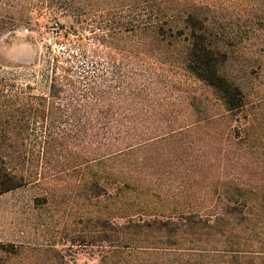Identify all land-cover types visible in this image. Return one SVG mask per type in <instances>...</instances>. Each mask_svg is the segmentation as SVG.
<instances>
[{"label":"trees","instance_id":"obj_1","mask_svg":"<svg viewBox=\"0 0 264 264\" xmlns=\"http://www.w3.org/2000/svg\"><path fill=\"white\" fill-rule=\"evenodd\" d=\"M125 1L1 6L22 20L3 22L0 36L46 19L60 48L46 45L27 66L0 64V195L76 177L97 223L83 239L101 248L102 264H264V138L253 120L235 121L248 102L222 71L225 40L252 32L189 12L187 33L175 0ZM244 1L246 21L264 30V0ZM95 2L117 6L100 12ZM243 54L263 66L264 45ZM61 153L63 170L50 168ZM62 252L0 242V264H64Z\"/></svg>","mask_w":264,"mask_h":264},{"label":"rangeland","instance_id":"obj_2","mask_svg":"<svg viewBox=\"0 0 264 264\" xmlns=\"http://www.w3.org/2000/svg\"><path fill=\"white\" fill-rule=\"evenodd\" d=\"M65 1L73 0H0V26L3 22L22 20L19 14L8 15L1 11V6L21 5L33 6L36 4H46L57 6ZM78 3H86V0H74ZM90 1V0H87ZM131 2L125 1L121 6L124 9L131 6ZM96 10L104 12L108 6H117L107 2H95ZM8 8V6H4ZM3 7V8H4ZM252 4L244 0H175L171 4V13L175 16L176 27L184 29L188 33L183 19L189 12L195 13L199 18L204 19L212 28L223 27L224 29L244 30L247 26L252 32L251 38H241L225 40L224 50L227 52V62L223 65L222 71L243 89L248 107L245 112L235 116V121H250L254 123V132H260L264 138V63H260L246 53L250 45L260 43L264 45V30L255 22L248 23L247 10ZM34 24L37 14L32 10L25 16ZM60 21L67 26L71 23V17H60ZM47 20L39 26H34L30 31L22 25H17L14 31H6L0 36V64L3 67L13 68L17 66H27L37 62L41 53L45 52L46 45H52L57 51L60 46L54 45L56 37H53L52 29L45 26ZM256 34L257 36L255 37ZM184 39H182L183 41ZM180 41L179 50L184 47L185 42ZM252 50L255 49L251 47ZM182 73L180 79L186 81ZM190 84V82H188ZM197 97L206 95L210 103L215 105V97L210 89L202 83L194 84ZM197 116H203L201 111H196ZM2 113L0 112V117ZM238 124L237 122L234 123ZM264 147V146H263ZM64 153L54 157V162H50V168L63 170L60 167L64 164ZM57 161V163H56ZM59 166V167H58ZM59 180L49 184H29L12 192L0 195V242L6 244H38L48 248L62 250L64 264H102L101 248L93 245L92 241L83 239L91 234L94 236L97 223L89 220L87 212L90 211L89 202L79 195L74 189L77 186L76 177H68L63 174ZM49 194V202L43 198L44 194ZM111 202L107 201L106 205ZM107 205V206H108ZM111 208H108L102 216H109ZM85 215V218L82 217ZM89 216V215H88Z\"/></svg>","mask_w":264,"mask_h":264}]
</instances>
